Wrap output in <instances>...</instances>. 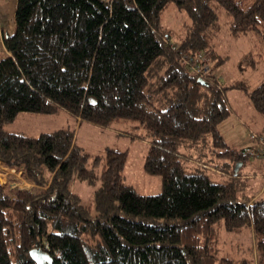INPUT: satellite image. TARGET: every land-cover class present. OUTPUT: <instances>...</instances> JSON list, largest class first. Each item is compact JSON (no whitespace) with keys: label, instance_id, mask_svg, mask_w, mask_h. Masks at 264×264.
Wrapping results in <instances>:
<instances>
[{"label":"trees","instance_id":"1","mask_svg":"<svg viewBox=\"0 0 264 264\" xmlns=\"http://www.w3.org/2000/svg\"><path fill=\"white\" fill-rule=\"evenodd\" d=\"M170 4L189 20L177 42L159 25ZM218 9L231 32L255 30L264 42V0H16L13 31L1 38L0 164L34 187L0 185V264H35L34 247L52 264H247L212 253L218 221L249 227L264 264V178L260 194L246 196L252 175L239 169L256 143L227 149L216 129L228 114L225 90L245 88L217 71ZM197 52L202 77L182 62ZM241 62L255 64L249 54ZM247 96L264 114V77ZM60 110L100 128L137 122L142 170L159 177L160 192L123 183L125 150L90 156L73 129L31 137L2 128L20 113ZM73 179L98 180L92 208L69 190Z\"/></svg>","mask_w":264,"mask_h":264},{"label":"rangeland","instance_id":"2","mask_svg":"<svg viewBox=\"0 0 264 264\" xmlns=\"http://www.w3.org/2000/svg\"><path fill=\"white\" fill-rule=\"evenodd\" d=\"M16 0H0V58L3 57L2 35H8L14 28V11ZM230 20L222 9H218L219 30L210 40V48L215 55L223 58L217 71L221 82L229 84L234 81L243 82L244 89H226L223 97L228 114L216 124V129L227 149L240 151L256 143L249 139L250 133L258 136L264 134V114L256 111L250 103L247 92L254 88L264 77V42L260 33L255 30H244L237 34L231 32ZM189 20L184 11L178 10L172 4L160 14L159 25L170 33V40L177 42L185 33ZM249 54L255 64H243V57ZM39 115V116H34ZM43 117V118H36ZM73 120L62 110L54 114L20 113L13 121L2 125L3 130L35 137L41 132H50L60 128L74 130V143L90 156L103 154L106 148L125 150L126 160L122 170L123 183L143 195H153L160 192V180L157 175L145 173L142 170L143 158L147 142L138 138L143 134L137 122L119 120L111 123L110 127L100 128L95 125L82 123L73 127ZM222 151V150H221ZM221 162L226 163L221 158ZM2 167V165L0 164ZM262 166L258 167L255 160L249 156L239 165L242 173L256 174L258 178L247 181L243 194H255L258 184H262ZM100 167H95L98 174ZM260 176V177H259ZM222 176L213 177L220 180ZM9 187L28 189L13 174H7L0 168V184ZM98 186V180L91 185L83 180L73 179L69 190L78 196L82 205L93 207V191ZM93 210V209H92ZM94 214V212H92ZM214 238L210 242L212 253L216 257H224L234 262L256 264L253 239L249 227L226 230L221 221L214 224Z\"/></svg>","mask_w":264,"mask_h":264},{"label":"built area","instance_id":"3","mask_svg":"<svg viewBox=\"0 0 264 264\" xmlns=\"http://www.w3.org/2000/svg\"><path fill=\"white\" fill-rule=\"evenodd\" d=\"M195 59L200 63L204 60L202 54L197 52L191 59L182 57V62L192 73L198 75V77H202L204 74L208 73V68L203 63L199 65L200 63L195 62ZM249 139L256 140V144L248 149V153L257 160L264 157V139L254 133H250Z\"/></svg>","mask_w":264,"mask_h":264},{"label":"crops","instance_id":"4","mask_svg":"<svg viewBox=\"0 0 264 264\" xmlns=\"http://www.w3.org/2000/svg\"><path fill=\"white\" fill-rule=\"evenodd\" d=\"M3 50H4V48H3ZM3 53H7V52H5V50H4ZM63 112H65V111H63ZM65 113H66V112H65ZM66 114H67V113H66ZM34 116H39V115H34ZM68 116H70V115L68 114ZM70 117H71V116H70ZM36 118H43V117H36ZM71 118H72V117H71ZM72 120H73V125H74L73 127H76L77 125L79 126V125L82 124V122H80V120H79L78 118H76V119H73V118H72ZM254 160H255L256 165H257L258 167L262 166L261 163H260V160H257V159H254ZM0 168H1L2 170L6 171L7 174H13V176H14L16 179H18L19 181H21L22 184L27 185L28 189H24V190H30V189H32V188L34 187L33 184L28 183V182H26V181H23V180L20 178V174H19V172H15L13 169L6 168V167H4V166H2V167L0 166ZM261 168H262V170H264V167H263V166H262ZM263 173H264V171H263L262 174H261V175H262V176H261L262 179H263V177H264ZM256 176H257L256 174H254V175H252V176L247 175L246 178H248V180H253V179H255V178H258V177H256ZM259 177H260V176H259ZM7 183L9 184V182H7ZM262 184H263V182H262ZM262 184H258V188L256 189V193H255L256 196L260 194V192H261V190H262ZM0 185H4V184H0Z\"/></svg>","mask_w":264,"mask_h":264},{"label":"water","instance_id":"5","mask_svg":"<svg viewBox=\"0 0 264 264\" xmlns=\"http://www.w3.org/2000/svg\"><path fill=\"white\" fill-rule=\"evenodd\" d=\"M197 80L199 82L202 81L201 79ZM28 254L35 264H52V258L50 257V255L39 247H34L30 249Z\"/></svg>","mask_w":264,"mask_h":264}]
</instances>
